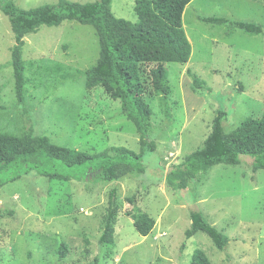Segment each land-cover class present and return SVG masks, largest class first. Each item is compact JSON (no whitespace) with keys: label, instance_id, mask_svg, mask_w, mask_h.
<instances>
[{"label":"rangeland","instance_id":"rangeland-1","mask_svg":"<svg viewBox=\"0 0 264 264\" xmlns=\"http://www.w3.org/2000/svg\"><path fill=\"white\" fill-rule=\"evenodd\" d=\"M13 1L28 10L59 0ZM135 4L136 0H113L112 12L135 23ZM208 17L264 28V3L193 0L187 6L183 26L192 55L185 65L165 64L169 117L162 94L146 96L153 110L150 138L156 152L144 157L145 174L116 184L123 208L115 244H99L113 184L64 182L33 172L0 189V264H92L95 258L99 264H191L197 249L212 264H264V170L255 172L247 159L239 166H215L186 190L174 191L166 184L169 169L203 146L219 110L228 114L227 133L264 111V33L251 35L202 20ZM24 41L29 80L20 104L11 65L14 33L0 11V133L22 135L30 119L35 134L56 145L90 154L112 147L140 152V135L121 115V101L112 99L102 86L86 89L79 75L100 55L94 27L65 21L43 26ZM57 65L64 66L63 71ZM155 67L149 66L144 75ZM193 76L205 82L204 88L195 87ZM133 197L156 222L147 237L137 233L128 216L132 210L128 199ZM192 210L203 212L229 238L226 252L202 232L186 239ZM63 244L68 247L65 258L60 256Z\"/></svg>","mask_w":264,"mask_h":264},{"label":"trees","instance_id":"trees-1","mask_svg":"<svg viewBox=\"0 0 264 264\" xmlns=\"http://www.w3.org/2000/svg\"><path fill=\"white\" fill-rule=\"evenodd\" d=\"M112 1L79 3L59 0L56 4L25 10L13 0H0V11L8 17L15 38L11 65L15 94L20 104L25 102L29 80L26 76V61L23 59L24 38L28 34L43 26H58L65 21L90 25L97 32L99 58L92 68L79 71V75L85 79L86 89L102 86L112 99L121 101V115L135 125L140 135V152L125 147H112L90 154L56 145L49 137L36 135L28 119L22 135L0 133V189L33 172L40 177L64 182L73 180L113 184L108 194V207L99 239V244L105 246L115 244L116 225L123 208L116 184L126 177L145 174L144 157L156 152V144L150 138L154 128L153 110L146 96L162 94L169 117V74L165 64L185 65L192 55L183 16L193 0H136L135 23L117 18L112 12ZM202 20L211 24H228L232 29L251 35L264 33L261 25L251 22L215 17ZM151 65L156 67L150 69L146 77L144 73ZM63 67L57 65L56 69L63 71ZM193 77L195 87L204 88L205 82ZM227 116L226 111L219 110L212 132L203 146L186 156L181 164L169 169L166 184L170 189L186 190L191 182L221 164L239 166L250 159L255 172L264 170V111L260 118L249 117L230 133L224 127ZM128 201L132 206L128 216L132 218L135 230L143 237L149 236L155 228V220L140 208L137 198ZM190 217L191 227L185 232L187 240L202 232L210 237L218 250L227 251L229 238L210 223L203 212L192 210ZM67 253L68 247L63 244L61 258H65ZM92 264H99V259L95 258ZM191 264L212 262L203 250L197 249Z\"/></svg>","mask_w":264,"mask_h":264}]
</instances>
